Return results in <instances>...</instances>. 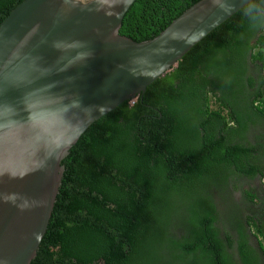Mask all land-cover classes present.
I'll return each instance as SVG.
<instances>
[{"label": "trees", "instance_id": "16d2710c", "mask_svg": "<svg viewBox=\"0 0 264 264\" xmlns=\"http://www.w3.org/2000/svg\"><path fill=\"white\" fill-rule=\"evenodd\" d=\"M23 1L0 0V24ZM200 1L138 0L121 33L151 40ZM257 62L263 71L264 0L213 31L135 103L92 126L63 163L55 211L32 264H253L243 248L230 262L205 188L234 166L264 170L241 163L251 150L258 160L257 146L229 144L225 136L262 123L264 76L257 68L259 79L252 78L248 67ZM214 151L220 155L212 159Z\"/></svg>", "mask_w": 264, "mask_h": 264}, {"label": "water", "instance_id": "95a60500", "mask_svg": "<svg viewBox=\"0 0 264 264\" xmlns=\"http://www.w3.org/2000/svg\"><path fill=\"white\" fill-rule=\"evenodd\" d=\"M138 0H24L0 24V264H32L71 150L254 0H201L155 38L122 35Z\"/></svg>", "mask_w": 264, "mask_h": 264}, {"label": "flooded vegetation", "instance_id": "af4514ba", "mask_svg": "<svg viewBox=\"0 0 264 264\" xmlns=\"http://www.w3.org/2000/svg\"><path fill=\"white\" fill-rule=\"evenodd\" d=\"M248 67L252 78L259 79L257 68L262 76H264V70L262 71L259 69L260 66L258 62L256 66L251 64ZM259 85L260 83L257 82L255 88H253V86L248 83V89L251 86L252 91H255ZM231 111L233 110L231 109ZM245 112L246 110L243 109L242 113L245 114ZM236 117H238V115H236ZM261 120V125H257L256 127L250 125L248 130L242 131L244 135H225L229 144L231 142L235 144L240 143L247 149L252 148V146H257L254 154L258 156V160L255 158L253 159V150H251L249 154H242L241 163H246L247 166L253 165L255 162H257L256 165L264 166V118ZM219 131H221V128ZM258 143L260 144L258 145ZM209 155L211 156V153ZM215 155L220 154L214 151L210 158L213 159ZM247 158L251 160L248 161ZM235 160L238 161L237 158ZM259 160L262 161V163H260ZM232 169H227V171L232 172L227 175L225 179L223 177L219 184L215 183L210 185L209 190L205 188V190L209 191L208 195L211 199L210 201L214 203L215 212H217V215L214 213V217L217 222L215 225L219 231V238H222L231 248L227 250L231 255L230 262L239 260L236 258L239 255L242 257L243 248L245 253L250 255L253 264H264V240L258 233V230H260L263 231L264 234V170L260 168L255 173L246 174L242 170L237 171V166L232 167ZM213 172L215 174L223 173L221 170ZM201 203L207 206L206 199L203 198ZM234 214L240 215L233 223L231 218H233ZM224 226L231 227L225 229ZM229 236L232 240V245H230L228 241Z\"/></svg>", "mask_w": 264, "mask_h": 264}]
</instances>
